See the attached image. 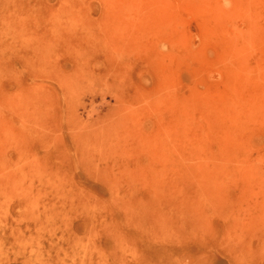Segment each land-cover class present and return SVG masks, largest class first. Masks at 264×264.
I'll return each mask as SVG.
<instances>
[{"label":"rangeland","instance_id":"1","mask_svg":"<svg viewBox=\"0 0 264 264\" xmlns=\"http://www.w3.org/2000/svg\"><path fill=\"white\" fill-rule=\"evenodd\" d=\"M79 1L0 13V263L264 264V0Z\"/></svg>","mask_w":264,"mask_h":264},{"label":"bare ground","instance_id":"2","mask_svg":"<svg viewBox=\"0 0 264 264\" xmlns=\"http://www.w3.org/2000/svg\"><path fill=\"white\" fill-rule=\"evenodd\" d=\"M222 0H219L221 2ZM135 3L134 0H122L120 1V5L124 9H128L131 5ZM80 4L79 0H0V13L6 14H16V13H34V14H63L66 12H71L76 9V6ZM104 7L107 9L114 10L115 5H111L110 3L105 4ZM168 199V206L171 208L173 204L170 203ZM85 204H81L80 206H84ZM96 207H80L78 212L82 215L83 212L89 215H96L99 211H102L105 204H95ZM127 206H131L130 202L126 203ZM164 207V206H163ZM16 209V210H15ZM16 217L18 216L17 222L23 220L35 221V222H43L46 224L50 222L55 214L61 212V208H57L53 204L47 203H25L23 206L17 205L15 206ZM69 213L72 211V207L66 208ZM163 209V208H162ZM127 210L130 209H126ZM167 210H169L167 208ZM171 211V210H170ZM18 226L19 223L17 224ZM16 225V226H17ZM37 236V237H36ZM35 238L37 240H35ZM39 235L36 234L34 239H21L16 238L13 240V247H11L12 255L16 256L17 258L20 257L22 264H52L53 256H57L58 253L60 254V250L58 248L52 249L47 253H43L37 249V242L39 243ZM7 251L4 249L2 243H0V260L3 256H6ZM52 257H51V256ZM1 264V263H0Z\"/></svg>","mask_w":264,"mask_h":264}]
</instances>
